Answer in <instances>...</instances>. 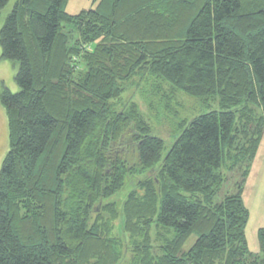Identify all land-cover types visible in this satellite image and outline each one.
I'll return each mask as SVG.
<instances>
[{
  "label": "trees",
  "instance_id": "obj_1",
  "mask_svg": "<svg viewBox=\"0 0 264 264\" xmlns=\"http://www.w3.org/2000/svg\"><path fill=\"white\" fill-rule=\"evenodd\" d=\"M68 1L16 0L0 29L19 87L0 94V264H264L243 197L264 134V0H98L76 13ZM136 78L153 80L149 108L164 89L219 107L181 118L167 141L124 100ZM245 164L217 198L223 166ZM136 173L148 174L143 192L119 208Z\"/></svg>",
  "mask_w": 264,
  "mask_h": 264
},
{
  "label": "rangeland",
  "instance_id": "obj_2",
  "mask_svg": "<svg viewBox=\"0 0 264 264\" xmlns=\"http://www.w3.org/2000/svg\"><path fill=\"white\" fill-rule=\"evenodd\" d=\"M98 0H69L66 9L71 13L79 12L83 8L95 7ZM16 0H9V2L0 10V29L4 24L8 13L12 10ZM74 27L73 24H66L65 29L71 30ZM93 50L92 43H84L81 45L80 52L75 54L72 58L74 69L78 72L85 71V61L83 59L86 51ZM84 70V71H83ZM17 71V64L10 60L1 57L0 47V94L6 87L11 91L16 92L19 87L15 81V74ZM153 80H139L136 78L132 84L129 85L128 91L123 95L124 100H128L135 97L147 116L148 121L154 126L156 134L162 135L167 141L171 139L172 130L175 129L176 123L183 117H192L203 113V111L212 110L219 107L217 100L206 103L199 97L189 96L183 92H179L169 97L156 96L153 99V103L150 108L145 104L144 99L141 97V93H151V82ZM260 148L258 150L256 158L251 162L250 172L246 175V181H244V200L250 211V217L246 226V234L248 238V245L253 254L256 256H264L262 250V244H260V238L258 230L264 227V134L260 142ZM9 149V121L6 113L5 106L0 99V168L4 156ZM225 181L223 183L222 192L218 194L217 198L223 197V193L229 191H236L237 184L242 179V172L248 168L249 165H240L234 169H227L223 166ZM148 174H128L125 179L123 187L114 196L119 208H122L124 200L132 190H138L143 192L141 183L145 176ZM116 232L119 235H123L122 225L123 217L116 220ZM197 236L192 234L186 241L185 247L191 245Z\"/></svg>",
  "mask_w": 264,
  "mask_h": 264
}]
</instances>
